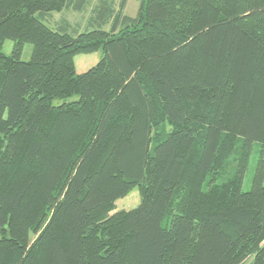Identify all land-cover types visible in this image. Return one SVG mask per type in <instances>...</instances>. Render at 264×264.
<instances>
[{
  "label": "trees",
  "instance_id": "trees-1",
  "mask_svg": "<svg viewBox=\"0 0 264 264\" xmlns=\"http://www.w3.org/2000/svg\"><path fill=\"white\" fill-rule=\"evenodd\" d=\"M139 2L0 0V264H264V0Z\"/></svg>",
  "mask_w": 264,
  "mask_h": 264
},
{
  "label": "rangeland",
  "instance_id": "rangeland-1",
  "mask_svg": "<svg viewBox=\"0 0 264 264\" xmlns=\"http://www.w3.org/2000/svg\"><path fill=\"white\" fill-rule=\"evenodd\" d=\"M121 0H117V10L119 9ZM98 4V0H89V3L85 6L82 12H77L73 9H64L60 13H52L43 19L44 24L52 30L67 32L71 35L85 32L90 29L89 20L93 15L94 8ZM140 8L139 0H127L126 9L124 11L126 16L136 17ZM106 30L110 29V25L105 27ZM15 42L13 40H6L3 46V52L6 55H11L14 50ZM33 54V46L31 44H25L22 61L28 62L31 60ZM102 51L89 54L79 55L75 57V66L78 74L88 72L91 68L97 65L102 58ZM78 96L71 98L69 101L78 100ZM64 102L62 100L54 101L55 106L61 105ZM261 159V146L254 144L248 169L243 182V191L248 192L251 190L253 180L256 174L257 165ZM141 203V197L138 189H134L129 196L119 199L116 202V210L112 213H116L122 210L130 211L136 209ZM252 260L245 264H250Z\"/></svg>",
  "mask_w": 264,
  "mask_h": 264
},
{
  "label": "bare ground",
  "instance_id": "bare-ground-1",
  "mask_svg": "<svg viewBox=\"0 0 264 264\" xmlns=\"http://www.w3.org/2000/svg\"><path fill=\"white\" fill-rule=\"evenodd\" d=\"M125 9H126V7H125ZM125 11V10H124ZM124 13V12H123ZM125 14V13H124Z\"/></svg>",
  "mask_w": 264,
  "mask_h": 264
}]
</instances>
